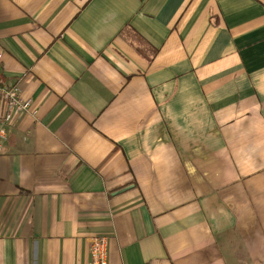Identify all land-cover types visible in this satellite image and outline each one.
<instances>
[{"label": "crops", "instance_id": "1", "mask_svg": "<svg viewBox=\"0 0 264 264\" xmlns=\"http://www.w3.org/2000/svg\"><path fill=\"white\" fill-rule=\"evenodd\" d=\"M0 264H264V0H0Z\"/></svg>", "mask_w": 264, "mask_h": 264}, {"label": "built area", "instance_id": "2", "mask_svg": "<svg viewBox=\"0 0 264 264\" xmlns=\"http://www.w3.org/2000/svg\"><path fill=\"white\" fill-rule=\"evenodd\" d=\"M1 57V56H0ZM31 100L24 99L19 88L15 85H0V120L7 126L17 113L28 112ZM7 130L0 132V140L5 141ZM106 240L102 237L91 238L89 254L91 261L87 264H106Z\"/></svg>", "mask_w": 264, "mask_h": 264}, {"label": "rangeland", "instance_id": "3", "mask_svg": "<svg viewBox=\"0 0 264 264\" xmlns=\"http://www.w3.org/2000/svg\"><path fill=\"white\" fill-rule=\"evenodd\" d=\"M0 56H1V53H0ZM0 60H1V57H0ZM21 113H23V112H21ZM18 114V113H17ZM16 115V114H15ZM14 115V116H15ZM13 116V117H14ZM13 119V118H12ZM11 122V121H10ZM10 124V123H9ZM9 124L7 125V126H5V125H3V123H2V121L0 120V132L2 131V130H7L8 131V129H9ZM8 137H9V134H7L6 133V139H5V141H1L0 140V153H4V152H6V145H7V142H8Z\"/></svg>", "mask_w": 264, "mask_h": 264}]
</instances>
